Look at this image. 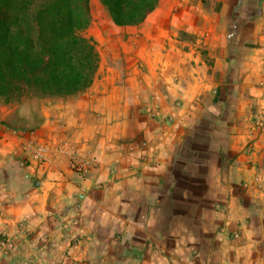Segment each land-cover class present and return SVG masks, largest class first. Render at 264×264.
Returning a JSON list of instances; mask_svg holds the SVG:
<instances>
[{"label": "crops", "instance_id": "0c3cea01", "mask_svg": "<svg viewBox=\"0 0 264 264\" xmlns=\"http://www.w3.org/2000/svg\"><path fill=\"white\" fill-rule=\"evenodd\" d=\"M230 1L93 21L87 90L0 104V264H264V0Z\"/></svg>", "mask_w": 264, "mask_h": 264}, {"label": "trees", "instance_id": "16d2710c", "mask_svg": "<svg viewBox=\"0 0 264 264\" xmlns=\"http://www.w3.org/2000/svg\"><path fill=\"white\" fill-rule=\"evenodd\" d=\"M117 26L140 25L160 0H99ZM90 0H0V98H66L87 90L99 67Z\"/></svg>", "mask_w": 264, "mask_h": 264}, {"label": "rangeland", "instance_id": "374dc122", "mask_svg": "<svg viewBox=\"0 0 264 264\" xmlns=\"http://www.w3.org/2000/svg\"><path fill=\"white\" fill-rule=\"evenodd\" d=\"M261 2V0H231L230 1V7H229V12L228 15L224 18H220L219 24H220V28L221 29H237L240 27L241 22L243 21V18H241L240 14L242 13V8H246L248 9L249 12H256L258 7H257V3ZM90 6H91V17H92V21H95L96 23L100 24V27L107 25L108 21H111L110 17L108 16L106 10L102 7V5L100 4L99 0H90ZM233 8L236 9L235 13L232 15V17L230 16ZM239 9V10H238ZM240 16V17H239ZM255 20V21H254ZM231 24H236V26H232ZM243 24V23H242ZM91 25V24H90ZM102 25V26H101ZM230 26V27H229ZM256 19H252V29L254 28V30H256V28H258ZM240 29V28H239ZM86 36V33H84ZM50 98V97H48ZM54 98V97H52ZM24 99V100H23ZM42 99L44 98H36V97H23L19 102H13L10 105L7 106H13L14 105H21L22 103H20L22 100L24 101V103H28L27 105H32L35 102H40L42 101ZM0 104L2 105H6L4 103V101L0 98Z\"/></svg>", "mask_w": 264, "mask_h": 264}, {"label": "built area", "instance_id": "2783aa9c", "mask_svg": "<svg viewBox=\"0 0 264 264\" xmlns=\"http://www.w3.org/2000/svg\"><path fill=\"white\" fill-rule=\"evenodd\" d=\"M32 134L33 131H30ZM27 152L29 157L32 160L40 163L45 164L48 163V153H49V146L46 144H41L36 141L34 138H30L27 144ZM93 168V163L90 160H82V161H74V170L75 172L80 175L81 177H86L87 173Z\"/></svg>", "mask_w": 264, "mask_h": 264}]
</instances>
